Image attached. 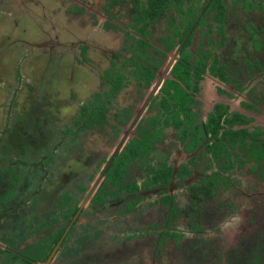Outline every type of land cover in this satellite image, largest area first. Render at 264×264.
I'll return each mask as SVG.
<instances>
[{
  "label": "flooded vegetation",
  "instance_id": "flooded-vegetation-1",
  "mask_svg": "<svg viewBox=\"0 0 264 264\" xmlns=\"http://www.w3.org/2000/svg\"><path fill=\"white\" fill-rule=\"evenodd\" d=\"M3 1L72 77L4 80L0 264H264V0Z\"/></svg>",
  "mask_w": 264,
  "mask_h": 264
},
{
  "label": "rangeland",
  "instance_id": "rangeland-1",
  "mask_svg": "<svg viewBox=\"0 0 264 264\" xmlns=\"http://www.w3.org/2000/svg\"><path fill=\"white\" fill-rule=\"evenodd\" d=\"M8 1H5V2L3 1L4 3H2L3 4L2 7L9 6L7 9L9 10L8 12L11 11V14H13L15 11L18 10V15H20L19 14L20 12H22L21 15H23L24 11H28V14H32V11L36 7V6L34 7V5L40 2L39 0H30V2L26 4L25 1L28 2V0H17V1L8 0ZM103 1H106V0H100L99 3H103ZM39 5H41V2L39 3ZM46 10L48 11V9ZM4 14H7V12H5ZM6 17L7 16H1V19H0L1 29H3L1 25H3L2 22ZM60 17L62 18L63 15ZM63 19L65 20V18ZM91 20H92V17H91ZM35 23H36V26L32 22H27L24 19L16 18L15 20H13L7 32L0 35V91H5L9 93L10 87H7V85H8V82L10 84L11 81L13 80L14 75L17 72L16 71L17 68H19V70L20 69L22 70V72H20L22 74V77L20 80L22 81L20 82L15 81L17 83H13V85L17 87L12 86L11 88L13 90L21 89V88L23 90L30 89L26 87V85H28L29 83L40 85L39 83H40L41 78H43L44 75L45 77H47L46 76L47 74L60 73L62 75H67L69 77H72L71 69L67 68L66 67L67 64L63 63L62 60L61 61L64 66L60 70L56 68V64L52 60H49V62L47 61L45 65H41L42 64L41 62H37L36 67L33 66L34 62H32V58L35 55H38L37 57H39L42 52L41 51H36V53L33 52L31 50V45L26 44L27 46H30V48H27L24 51V54H22L24 58L22 60L20 59L21 53L25 49L24 42L32 41V38H34L39 33V29L43 26L47 27L49 24V22L46 21L45 19L43 21H35ZM38 44H40V42H38ZM28 57L30 58L28 59ZM37 68L39 69V72ZM77 74L78 73H76V75ZM56 88H59V85H56ZM8 100L5 98H0L1 106L8 104ZM2 116L3 115L0 114V119ZM2 120H3L2 122H4V118ZM248 222L249 221H226V223H223L226 228L225 229L226 234H228L226 238L228 239L230 234H235L234 232L235 230L233 231V229L238 228L237 226H239V224L242 223L244 225ZM252 228H256V227H252ZM231 242H234L233 239ZM147 243H151L150 240H148L146 244ZM220 244H223V242H221ZM224 247L226 246L224 245L221 248H219V244L217 245V248L220 251H223ZM150 254L146 255L145 257V261L147 264H152V263L154 264H229V260H230L228 259L229 257H227L225 260L218 257V253L216 254V252H215L216 258L218 259L216 262H214L213 260H210L208 262V261H202L200 259H195L198 263H196L190 258L185 259L184 257H178L177 259H175L171 257L170 255H166V256L163 255V257L162 256L159 257V256H154L152 252H150Z\"/></svg>",
  "mask_w": 264,
  "mask_h": 264
},
{
  "label": "trees",
  "instance_id": "trees-1",
  "mask_svg": "<svg viewBox=\"0 0 264 264\" xmlns=\"http://www.w3.org/2000/svg\"><path fill=\"white\" fill-rule=\"evenodd\" d=\"M109 1H111V0H109ZM257 260L260 261L259 258H257ZM249 263H250V264H254V263L252 262V260H251Z\"/></svg>",
  "mask_w": 264,
  "mask_h": 264
}]
</instances>
